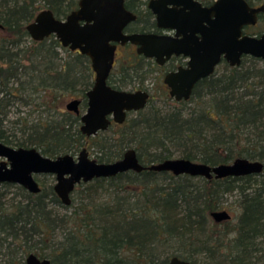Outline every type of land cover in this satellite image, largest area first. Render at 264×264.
Returning a JSON list of instances; mask_svg holds the SVG:
<instances>
[{
  "label": "trees",
  "instance_id": "obj_1",
  "mask_svg": "<svg viewBox=\"0 0 264 264\" xmlns=\"http://www.w3.org/2000/svg\"><path fill=\"white\" fill-rule=\"evenodd\" d=\"M78 2L0 0V32L5 33L0 37V140L4 143H14L5 133L4 121L8 108L22 93L43 88L58 103L63 92L82 85L79 89L84 94L92 85L86 56H76L83 68L80 77L72 75L68 60L59 68L56 47L75 51L54 35L42 41L32 39L34 46H21L31 37L26 25L39 11L49 8L62 18ZM128 6L147 13L139 4L128 2ZM152 26L144 25L140 31ZM133 58L118 72L119 87L125 85L127 74L134 78L138 73L140 57L135 52ZM223 64V71L217 69L198 82L187 101L176 102L163 92L168 101L175 102L168 110L151 98L136 117H128L124 124L128 127L119 131L114 150V146L102 153L97 150L98 159L115 160L134 147L145 165L172 158L176 151L179 157L211 165L238 157L264 162V60L245 56L239 66ZM194 99L195 106L188 108ZM65 116L28 129L31 144L44 155L56 157L83 145L80 116L72 112ZM19 146L29 147L24 142ZM11 187L18 189L12 201L6 198ZM100 191L112 194L97 203ZM74 192L80 193L79 204L70 213H60L56 208L68 206L53 184L43 185L39 193L18 184H1L3 264H26L29 253L50 258L52 264H167L168 257L158 261L156 249L170 242L181 244L173 256L191 264H264V171L208 179L170 171L129 170L81 183ZM221 209L232 217L217 222L211 213Z\"/></svg>",
  "mask_w": 264,
  "mask_h": 264
},
{
  "label": "water",
  "instance_id": "obj_2",
  "mask_svg": "<svg viewBox=\"0 0 264 264\" xmlns=\"http://www.w3.org/2000/svg\"><path fill=\"white\" fill-rule=\"evenodd\" d=\"M148 7L156 15L159 28L171 29L174 34L155 32H125L137 19L125 0H79L78 7L66 17L59 18L45 8L26 25L31 38L42 41L54 35L64 47L79 51L91 59L95 72L93 87L87 91V110L81 115V131L87 136L107 129L110 116L123 123L130 111L145 108L148 90H120L108 84L118 44L131 43L137 52L164 64L172 55L188 57V65L166 74L164 82L177 101L189 100L197 83L212 75L225 59L231 66H239L243 56L264 60V33L245 32L248 25H256L264 14V3L254 6L248 0H214L204 5L199 0H150ZM0 28L3 25L0 23ZM81 100L74 98L66 108L80 114ZM0 183H16L32 193H39V174L56 178L54 190L65 205L72 203V193L82 182L112 177L134 170L170 171L174 175L188 174L208 179L240 177L264 171V162L238 157L228 163L211 165L183 157H172L149 165L143 164L135 148L127 149L120 159L98 162L86 148L79 154L44 155L36 147H13L0 140ZM212 217L221 222L232 215L226 209L215 210ZM26 264H52L50 258L29 253ZM167 264H191L189 260L172 256Z\"/></svg>",
  "mask_w": 264,
  "mask_h": 264
},
{
  "label": "rangeland",
  "instance_id": "obj_3",
  "mask_svg": "<svg viewBox=\"0 0 264 264\" xmlns=\"http://www.w3.org/2000/svg\"><path fill=\"white\" fill-rule=\"evenodd\" d=\"M145 2H148V0H144ZM214 1V0H211ZM262 2H259L260 4ZM38 4H43V0H38ZM147 4V3H146ZM147 6V5H144ZM133 28L140 30L143 28V23H138L132 25ZM258 31H264V19H260L257 25L249 27V32H258ZM4 32H0L1 35H4ZM35 43L32 41L31 37H28L21 46L23 47H31L34 46ZM59 53V57L57 58V64L59 65V68L61 67L62 63L64 61L67 62V60L71 63V66L73 67V76L74 77H80L83 74V68L80 63H78V59H76L77 53L69 52L67 49H64L62 47H56ZM49 53V52H47ZM51 53V52H50ZM134 61L133 54L127 48L126 46L121 47L119 49V54L117 58L116 63V71L119 72L123 65H127L132 63ZM260 66L263 65L262 62L259 63ZM46 64L42 65L45 66ZM220 71H223L225 69V65L221 64L217 68ZM29 70V69H28ZM168 70L164 69L163 67H158L157 65L148 64L147 62L143 61L139 67V72L137 76H134V78H131L129 74L126 75L125 80V87L129 89H135L136 86L144 85L146 87L151 95H152V103L155 105L160 106L161 108L170 109L172 104H175L172 100H167L162 94L165 92L169 96V90L168 86L164 82L165 74ZM131 72H133L131 70ZM132 74V73H131ZM36 84V83H35ZM82 85H78V89L71 90V91H65L60 96V101L56 103V101H53L54 99L49 94L50 91L45 93V90L41 88L38 92H31L32 90L26 91L25 93H22L20 95V98L15 100V103L13 106H10L8 108V114L7 118H5L4 121V130L6 135L9 136V138L14 142L13 146L17 147L19 146V143H25L29 147H34L31 144V141L29 140V132L28 130L32 126H40L43 124H46L47 122H57L61 121L63 118H65V113L68 112L66 109V104L73 98H82V93H80V89ZM65 94V95H64ZM64 95V96H63ZM22 96V97H21ZM196 100L188 102L187 107L193 108L196 104ZM28 101V102H27ZM58 107V108H56ZM189 111V110H187ZM131 118H134L137 116V113H133L130 115ZM128 125H123L121 127H115L116 131H122L124 129H127ZM28 130V131H26ZM26 131V132H24ZM115 131V130H114ZM114 132V136H118V134ZM111 135V132L102 134L101 137L98 136L96 138L97 141H103V137ZM88 145V144H87ZM88 148L92 152V157H96L98 155V152L96 151V148L88 145ZM175 149V148H173ZM73 155H78L79 151H72L70 152ZM179 151H176L172 157H179ZM1 160V157H0ZM39 179H41L42 186L44 185H51L55 184L56 178L52 174H43L39 176ZM10 192H8V198L10 201H12L13 196L16 195V192L18 189L15 187L10 188ZM113 192V191H112ZM78 192H73L72 194V203L70 205H67L68 207H59L56 208V210L60 213H70L78 204L80 201ZM112 193H106L104 191H100L97 195V199L95 200L98 202H103L106 197ZM114 194V193H113ZM233 196L230 197V200H232ZM60 234V231L58 232ZM179 249H181V244L178 242H170V243H164L157 247L156 253L157 259L159 262L164 261L167 257L170 259L175 253L179 252ZM6 257L3 255L2 251H0V264L5 263ZM15 264V263H12Z\"/></svg>",
  "mask_w": 264,
  "mask_h": 264
},
{
  "label": "flooded vegetation",
  "instance_id": "obj_4",
  "mask_svg": "<svg viewBox=\"0 0 264 264\" xmlns=\"http://www.w3.org/2000/svg\"><path fill=\"white\" fill-rule=\"evenodd\" d=\"M149 1L150 0H148V2H145L144 0H125V4H126V7L128 8V9H130V10H132L134 13H136L137 14V19L134 21V22H132V23H130L127 27H126V29H125V32H127V33H131V32H155V33H159V34H174V31L173 30H171V29H163V28H159L158 26H157V22H156V15L151 11V9L148 7V3H149ZM199 1H201L204 5H210L211 3H213V1H211V0H199ZM128 2H131L132 4H139V5H141L140 7L141 8H143L144 9V11H147V13H145V14H141L140 12H138V11H140L139 9H134V8H130L129 6H128ZM147 3V4H146ZM260 4H262V3H260ZM260 4H256V5H254V6H258V5H260ZM144 5H147V6H144ZM252 5V4H251ZM260 19H264V14L263 13H260L259 14V20ZM259 22V21H258ZM138 23H143L144 25H154V26H152L151 28H149V30H146V31H140V30H137V29H135V28H133V26L132 25H134V24H138ZM257 25V24H256ZM252 26H255V25H248V26H246L245 27V32L246 33H248V34H251V35H261L262 33H264V31H258V32H249V27H252ZM125 47V46H131V48L129 49L130 51H131V53L132 54H134L135 52L137 53V55L140 57L139 59H138V61H137V66H138V72H139V67H140V65H141V63L143 62V61H145V62H147L148 64H150V65H152V63L154 64V65H157L158 67H163L164 69H167L168 71L166 72V74L168 73V72H170V71H174V70H177L180 66H183V67H186L187 65H188V57H185L184 55H179V56H177V55H172V57L171 58H169L164 64H159L157 61H156V59L155 58H152V57H146V56H144V55H142V54H139L138 52H137V46L136 45H134V44H131V43H127L126 45H121V44H118V47H117V50H116V56H115V62H114V65H113V68H112V70H111V73H110V76H109V79H108V84L109 85H111L113 88H116V89H120V90H128V91H135V90H139V89H142V90H148L146 87H144V85H139V86H141V87H139V86H136L135 87V89H129V88H127V87H125V86H121V87H119L118 86V84H119V82H118V72L116 71V63H117V58H118V54H119V49L121 48V47ZM68 48V47H67ZM133 50L135 51V52H133ZM72 51V50H71ZM73 53H77V54H79V55H83V56H86V58H88L89 59V61H90V67H91V69H92V74H91V80H92V85L89 87V89H87L85 92H84V94L82 95V98H79L80 100H81V104H80V114H77V113H75V112H73V111H69L67 108V110H68V112H72V113H75V114H77V115H79L80 116V127H81V115L83 114V113H85L86 112V110H87V91L88 90H90L92 87H93V85H94V82H95V72H94V70H93V68H92V65H91V59L87 56V55H84V54H82V53H80L79 51H75V52H73ZM246 56H249V55H246ZM244 57L245 56H243V59H244ZM253 57V56H252ZM243 61V60H242ZM225 62H227L228 64H229V62L227 61V60H225V59H222L221 60V62L218 64V66L219 65H221V64H223V63H225ZM127 65H130V64H127ZM230 65V64H229ZM124 66V65H123ZM218 66H217V68H218ZM231 66V65H230ZM232 67H234V66H232ZM217 68H216V70H217ZM215 73V72H214ZM213 73V74H214ZM166 74H165V76H166ZM137 75H138V73H137ZM136 75V76H137ZM165 78V77H164ZM166 84V83H165ZM198 84V83H197ZM167 85V84H166ZM168 86V85H167ZM168 90H169V96H170V98H172L173 100H175V98L174 97H172L171 95H170V88H169V86H168ZM148 92L150 93V91L148 90ZM152 98V95H151V93H150V98H149V100ZM74 99V98H73ZM72 100V99H71ZM70 100V101H71ZM176 102H180V101H177V100H175ZM181 101H187V100H181ZM149 102V101H148ZM67 105V104H66ZM144 109V108H143ZM142 110V109H141ZM138 111H140V110H137V111H130V112H128V115H127V118H126V120L123 122V123H118V122H116L114 119H113V117L112 116H110V119H111V124L109 125V127L107 128V129H102V130H99L98 131V133L97 134H95V135H91V136H87L86 134H84L82 131V133L84 134V140H83V145L80 147V149L79 150H77V151H81L83 148H86L87 150H88V152H89V155H90V157L91 158H94V159H96L98 162H113V161H115V160H117V159H120V158H117V159H112V160H110V161H100L99 159H98V155L96 156V157H92V151L91 150H93V149H89L88 148V145L90 144V146H92V147H94V148H96V151L97 150H99L101 153L102 152H106V151H109L111 148H109V146H114L113 147V150L115 149V147H116V144H117V138L120 136L119 135V131H116V129H115V127H121V126H123L124 124H125V122L128 120V117H131L130 115L131 114H133V112L135 113H137ZM130 113V114H129ZM81 130V129H80ZM116 131V133L118 134V136L116 137V136H114V132ZM109 132H111V135H109V136H105V137H103L104 139H103V141H97L96 140V138L98 137V136H100L101 137V135L102 134H105V133H109ZM2 141V140H1ZM103 142H105V143H107V147H104V143ZM103 143V144H102ZM88 144V145H87ZM8 145H10V144H8ZM11 146H13V145H11ZM13 147H15V146H13ZM17 147H21V146H17ZM23 147H25V146H23ZM130 148H134V147H130ZM129 149V148H128ZM40 150V149H39ZM127 150V149H126ZM125 150V151H126ZM41 151V150H40ZM124 151V152H125ZM137 151V150H136ZM99 152V153H100ZM70 153V152H69ZM124 154V153H123ZM123 156V155H122ZM2 157H1V160H0V162L2 161ZM41 175H43V174H39V175H36V179L38 180V182L40 183V186H41V188H42V183H41V181L39 180V176H41ZM113 177V176H112ZM108 178V177H107ZM94 180V179H93ZM92 181V180H91ZM90 182V181H89ZM3 183H9V182H3ZM3 183H0V186H1V184H3ZM56 183V182H55ZM82 183H88V182H82ZM12 184H16V183H12ZM19 185V184H18ZM54 186V185H53ZM77 188V187H76ZM42 190V189H41ZM76 190V189H75ZM73 194V193H72ZM58 195V194H57ZM71 197H72V195H71ZM169 262V261H168Z\"/></svg>",
  "mask_w": 264,
  "mask_h": 264
},
{
  "label": "bare ground",
  "instance_id": "obj_5",
  "mask_svg": "<svg viewBox=\"0 0 264 264\" xmlns=\"http://www.w3.org/2000/svg\"><path fill=\"white\" fill-rule=\"evenodd\" d=\"M130 113H131V112H130ZM130 113H129V114H130ZM133 113H134V112H133ZM39 184H40V183H39Z\"/></svg>",
  "mask_w": 264,
  "mask_h": 264
}]
</instances>
